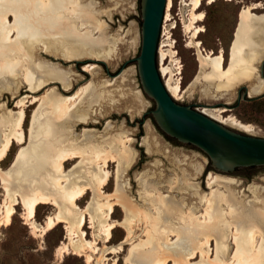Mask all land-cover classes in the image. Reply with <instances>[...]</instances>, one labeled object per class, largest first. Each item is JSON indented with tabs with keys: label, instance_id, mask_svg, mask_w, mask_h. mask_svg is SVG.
<instances>
[{
	"label": "bare ground",
	"instance_id": "1",
	"mask_svg": "<svg viewBox=\"0 0 264 264\" xmlns=\"http://www.w3.org/2000/svg\"><path fill=\"white\" fill-rule=\"evenodd\" d=\"M172 1L167 0L164 21L169 18V8ZM212 1L214 0H209V2ZM189 3L191 4V16L184 26L186 31L190 33V43L197 48L200 69H203L205 65L210 67V71L206 75L208 84L217 88H230L232 84H225V81L221 79L222 76H226L228 81L234 84L242 81L250 82L247 95L261 93L264 89V81L256 75V64L264 59V12L260 14L252 12V9H257L260 4L248 6L247 8L243 7L239 13L234 39L229 48V67L225 69L222 49L218 53L203 54L200 42L196 38L197 34L203 30L196 24L204 17L203 12H198L202 0H190ZM89 7L90 4L85 5L81 0H0V74L3 75L6 83L10 77L16 76L19 72H24V81L29 85L27 92L21 97H19V92L22 88L17 80L11 88L4 87V90L0 91L1 101L5 96L6 88L11 90L14 98L19 97L14 104V107H18V111H13L14 107L11 108L6 102H0V110H4L0 116V161L6 157L8 150L15 141L18 144L25 142L23 120L26 107L41 101L38 109H41V115H44L41 118L37 115L38 110L34 112L30 128L31 140L28 146L21 147L17 151L9 169H0L3 185L8 187L16 183L19 187L13 189L11 201L6 206V220L9 221L11 214L15 212L13 205L19 202L17 196L19 193L27 206V219H29L30 226L42 228L41 232L45 233L56 224L65 222L71 240L68 243L63 242L61 253L68 252L71 248L73 253L77 255H84L83 250L91 243L86 238L83 228L87 213H89L92 225L97 223L99 233L104 234L105 241L111 239L112 229L117 226L115 222H109L116 205L123 206L127 213L126 219L121 223L127 226L132 223L131 212L126 207L125 195L120 194L118 190L115 199L111 194H105L104 188L108 185L112 176L108 169L109 162L111 164L116 163L114 173L119 177L133 164L137 154L131 147L133 139L122 132L112 136L99 133L98 139H94L92 136H95L96 132L91 128H83L82 134L87 133V137L81 139L72 137L69 139L65 136L63 140L60 139L58 146L55 145L56 147L50 146L47 142L48 136L51 135L54 128V123L49 121L47 117L50 116L57 122L67 119L66 121H71L74 126L78 120L88 121L92 110H89L90 108L83 109L79 107V104L83 94L89 89L92 80L77 89L75 88L76 91L70 92L74 82L69 75L71 69L70 71H62L56 68L55 65V67L45 63L36 65L32 62L35 53L34 46L36 42L42 41L45 44L46 51H53V53L68 59H75L83 53L95 58L93 60L113 57L117 51L119 37L110 33L108 35L104 34L106 24L94 17L95 12L92 11V7ZM10 16L13 17L11 23L9 22ZM91 20H94V23ZM93 30L99 31V35L102 34V36H93ZM14 34L15 37L11 39ZM162 60L163 57H161L159 72L163 76L165 81L163 82L169 93L173 97H177L182 90L180 81H172V72L168 67L163 66ZM37 68L43 70L44 77L41 74L35 76L34 72ZM83 70L94 74L97 71V65L95 63L84 64ZM167 73H169V76L165 78ZM53 80H57L60 86H53L40 97L32 94L40 91L44 85H48ZM12 81L14 80L11 79ZM29 98L31 100L28 103ZM43 105L45 106L41 108ZM43 110L44 113L42 114ZM224 110V108L216 107L214 111L219 113L218 118H211L243 132L252 133L254 131L253 124L243 122L234 115L222 116L221 113ZM110 127L111 125L107 124L105 129ZM143 145L147 153L157 150L153 148L147 138L143 139ZM77 157H80L78 163L73 168L66 170V161ZM33 161L34 165L32 167L30 165V169L37 170V173L43 170V175L39 177L40 179L33 180L28 188L22 189L19 184L23 179H19V177L23 175L25 165H29V162ZM186 168L188 172L199 174L203 170V165L200 162L190 160ZM8 171L9 173L5 176ZM188 172L181 169V175L175 177L179 188L184 185L186 187L190 186L183 183V175ZM38 174L40 175V173ZM15 180L19 181L14 182ZM147 180L144 179L142 182L143 190L140 196L143 200L148 199L152 202L153 214L148 215L147 210V212L142 213L144 218L150 221L152 230L160 232V235L156 236L160 246L162 241L165 240L168 244L166 243L164 246L168 250H184L185 252L186 249H189V254L194 255L196 249H199L201 254L208 255L212 250L211 241L213 240L215 258H218V252H224L228 248V239H232L231 243L235 245L232 257L233 262L235 261L234 264H264V197L260 198L258 196V186L252 183L248 185V190L254 196L251 202L246 203L249 204L248 208L233 193L229 185L237 183L236 178L210 172L207 175L206 182L207 186L212 189L208 194L201 197L206 205L204 213L198 215L193 207L183 210L179 206L183 200L182 202L174 201L170 199V193L161 192L158 180L153 179L148 182ZM190 183L192 189L199 187L197 182ZM171 186L168 188H171ZM221 187H225V189L221 190ZM88 190L92 192V198L88 203V205L93 204V212L91 213L88 211L89 207L81 208L77 204V200L82 199ZM100 198H103V200H100ZM258 202L263 205L260 210L253 208L254 203ZM40 203H52L59 207L57 213L47 216L45 225L34 218L35 208ZM222 204H226L228 207L225 213L222 211ZM226 214H229L230 219L225 218ZM174 219H177L181 224L179 228L184 233L172 227L171 223L174 222ZM99 233L97 236H99ZM179 239L182 242H176ZM94 242H96L95 239ZM120 247L118 246V248ZM228 249L230 250V248ZM115 250L118 249L115 247L110 249V251ZM165 254L167 253L165 252ZM85 257L86 261L91 260L90 255L86 254ZM169 260V258H163L160 261H155V264H167Z\"/></svg>",
	"mask_w": 264,
	"mask_h": 264
},
{
	"label": "rangeland",
	"instance_id": "2",
	"mask_svg": "<svg viewBox=\"0 0 264 264\" xmlns=\"http://www.w3.org/2000/svg\"><path fill=\"white\" fill-rule=\"evenodd\" d=\"M81 2L85 5L90 4L92 11L95 12L94 17H97L106 24L104 34L108 35L110 33L119 37L117 51L114 54L115 57L113 55V57L111 56L108 59L102 58L101 61H99L101 58L93 60L95 58L84 53L75 59H68L53 53V51H46L45 44L42 41L35 43L33 63L36 65L42 63L51 66L55 65L56 68L62 71H70L71 69L69 75L74 82L70 92L76 91L75 88L77 89L92 80L89 89L82 96L81 102L83 104L81 102L79 104V107L83 109L90 108L89 110H92L88 121L82 122L78 120L74 126V124H71V121H66L67 119L57 122L54 118L47 117L49 121L54 123L53 132L48 136L47 142L50 146H58L60 139L63 140L65 136L69 139L72 137H78V139L87 137V133L82 134L83 128L94 130L96 132L95 136H92L94 139H98L100 134L112 136L118 132L131 137L133 139V146L131 144V147L137 153L135 161L119 177L114 173L116 163L113 162L111 164L109 162L108 169L112 173V176L104 189L105 194H111L115 199L117 198L116 194L118 190L120 194L125 195L126 207L131 212L132 225L130 224V227V225L127 226L121 223L126 219L127 213L123 206L116 205L109 222H115L117 226L112 229L111 239L105 241L104 234L99 233L97 223L92 225L89 213H87L83 228L86 238L90 240V245L92 246L87 245L85 247L83 250L84 255L73 253L71 248H69L68 252L61 253L63 242L68 243L71 240L65 227L66 223L60 222L45 233L41 232L42 228L31 227L29 219H27V206L19 193L17 194L19 202L13 205L15 212L11 214L10 220L7 221L6 206L11 201L13 189H18L19 187L16 183L6 187L3 185L0 177V264H155L163 258L170 259L167 264H234L235 261L233 262L232 257L235 245L231 243L232 239H228V248L230 250L227 248L224 252H218V258H215L213 240L211 241L212 250L208 255L201 254L199 249H196L194 255L189 254V249H186L185 252L184 250H168L164 246L166 243L168 244L165 240L162 241L161 246L158 244V237L156 236H159L160 232L152 230L150 221L146 220L142 213L148 211V215L153 214L152 202L148 199L143 200L140 196L143 190V180L148 179L147 182L153 179L158 180L161 192L170 193V199L174 201L182 202L183 200L181 205H179L183 210L193 207L196 214L202 215L206 202L201 197L204 194H208L212 189L207 186V175L210 172L214 174L221 173L210 165L204 152L191 144L173 140L158 127L152 117L151 110L155 108V103L141 89L135 61L141 42L140 0H81ZM189 2L190 0L172 1V5L169 8V18L163 23L157 59L159 71L161 57H163V66L171 70L172 81H180L182 90L174 98L181 104L191 105L192 108L202 111L215 119L218 118L219 113L215 112L214 109L216 107L224 108L225 110L221 113L222 116L228 117L234 115L243 122L251 123L254 125V131L250 134L264 137V89L261 93L249 95L248 97L243 87L247 86L248 89L250 82L242 81L234 84L228 81L226 76H222L221 79L225 81V84H232L230 88H217L208 84L206 75L210 71V67L205 65L203 69H200L197 48L190 43V33L186 31L184 26L191 16V4ZM256 4H260V7H258L259 9H252V12L256 14L263 13L264 0H214L212 2L202 0L198 12H203L204 17L196 23L203 28L196 37L200 42L202 53H218L222 49L225 69L228 68L229 48L234 39L239 13L243 7L247 8ZM12 21L13 17L10 16L9 22L11 23ZM92 21L94 23V20ZM93 36L101 37L102 34L99 35V31L93 30ZM14 37L15 34L12 35L11 39ZM160 48L162 49L161 51ZM19 59L22 60L21 58ZM87 63H95L97 65V71L94 74L83 70V65ZM34 74L35 76L41 74L44 77L43 70H39V68L35 70ZM23 75L24 72H19L16 76L10 77L9 81L5 83L3 75L0 74V79H3L0 80V91L4 90V87L11 88L17 80L20 83L19 86L22 88L19 92V97L24 96L29 85L24 81ZM256 75L264 81V59L256 64ZM168 76L169 73L166 74L165 78H168ZM161 78L164 81L162 75ZM11 79L14 81L11 82ZM53 86H60V83L57 80H53L48 85H44L40 91L32 94L40 97V95L42 96ZM18 98H14L11 90L6 88L2 101L13 108L16 103L15 100ZM30 100L29 98L28 103ZM2 101L0 100L1 103ZM40 102L37 101L33 105L25 106L26 111L23 120L25 142L18 144L15 141L11 145L6 157L0 161V169H9L12 166L17 151L21 147L28 146L31 140L30 128L34 112L38 110V117L42 118L44 116L41 115L42 110L38 109ZM3 111L0 110V116ZM13 111H18V107H14ZM107 124H110L111 127L105 129ZM225 126L238 130L229 125ZM145 138L150 141L153 148L157 149L156 151L154 150L151 153L146 152L143 145V139ZM49 139H53L54 141ZM79 160L80 157L66 161V170L73 168ZM190 160L202 163L203 170L201 173L188 172L186 165ZM30 165L32 167L34 161L29 162V165H25L23 175L19 177V179H23L19 184L22 189L28 188L33 180H38L43 175V170L38 172L40 173L39 175L36 172L37 170L30 169ZM180 168L188 172L186 175H183V183L187 184V186L190 185L189 187L184 185L179 188L177 185L175 177L181 175ZM8 173L9 171L5 173V176ZM221 175L234 177L238 180L237 183L229 185L242 203L246 204L254 199L252 192L248 190V185L251 183L258 186V196L260 198L264 197V167L222 173ZM18 181L15 180L14 182ZM190 182L199 183V187L192 189ZM170 186L171 188H168ZM220 189H225V187H221ZM91 198L92 192L88 190L82 199L77 200L78 206L81 208L89 207L88 211L90 213L93 212V204L88 205ZM100 200H103V198H100ZM246 206L249 208V204H246ZM262 207L263 205L259 202L253 205V208L258 210ZM221 208L225 213L228 207L226 204H222ZM58 211L59 207L57 205L40 203L35 208L34 218L42 225H45L47 216L54 215ZM228 216L229 214H226L225 218L230 219V216ZM171 225L176 230L184 233L180 230L179 225L181 224L177 219H174ZM98 233L99 236H97ZM94 239L96 242H94ZM176 242H182V240L179 239ZM118 246H121V249ZM95 247L96 249H94ZM113 247L118 250L110 251ZM85 253L91 256L89 262L86 261ZM157 255L158 257H156Z\"/></svg>",
	"mask_w": 264,
	"mask_h": 264
},
{
	"label": "water",
	"instance_id": "3",
	"mask_svg": "<svg viewBox=\"0 0 264 264\" xmlns=\"http://www.w3.org/2000/svg\"><path fill=\"white\" fill-rule=\"evenodd\" d=\"M166 6L167 0H140L141 42L135 61L141 89L155 103L151 114L156 124L173 140L204 152L221 174L244 170L236 167H264V137L225 126L181 104L167 90L157 62ZM243 88L247 93V86Z\"/></svg>",
	"mask_w": 264,
	"mask_h": 264
},
{
	"label": "trees",
	"instance_id": "4",
	"mask_svg": "<svg viewBox=\"0 0 264 264\" xmlns=\"http://www.w3.org/2000/svg\"><path fill=\"white\" fill-rule=\"evenodd\" d=\"M172 138V137H171ZM174 139V138H173ZM176 140V139H175ZM252 167H254V166H247V167H236L235 168V170H238V169H244V170H246V169H250V168H252Z\"/></svg>",
	"mask_w": 264,
	"mask_h": 264
},
{
	"label": "flooded vegetation",
	"instance_id": "5",
	"mask_svg": "<svg viewBox=\"0 0 264 264\" xmlns=\"http://www.w3.org/2000/svg\"><path fill=\"white\" fill-rule=\"evenodd\" d=\"M209 163H210V162H209ZM234 170H235V169H234ZM234 170H233V171H234ZM231 172H232V171H231ZM246 178H247V176H246Z\"/></svg>",
	"mask_w": 264,
	"mask_h": 264
}]
</instances>
